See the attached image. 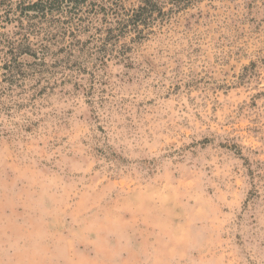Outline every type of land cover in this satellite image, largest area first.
<instances>
[{
    "label": "rangeland",
    "instance_id": "obj_1",
    "mask_svg": "<svg viewBox=\"0 0 264 264\" xmlns=\"http://www.w3.org/2000/svg\"><path fill=\"white\" fill-rule=\"evenodd\" d=\"M0 264H264V0H0Z\"/></svg>",
    "mask_w": 264,
    "mask_h": 264
},
{
    "label": "trees",
    "instance_id": "obj_2",
    "mask_svg": "<svg viewBox=\"0 0 264 264\" xmlns=\"http://www.w3.org/2000/svg\"><path fill=\"white\" fill-rule=\"evenodd\" d=\"M145 12H149L147 8H140L139 12L135 15L136 19H140L141 15H144L143 13Z\"/></svg>",
    "mask_w": 264,
    "mask_h": 264
}]
</instances>
